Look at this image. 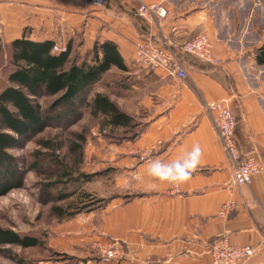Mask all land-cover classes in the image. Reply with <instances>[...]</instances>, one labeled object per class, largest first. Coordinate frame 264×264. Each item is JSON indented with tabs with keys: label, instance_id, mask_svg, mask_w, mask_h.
<instances>
[{
	"label": "crops",
	"instance_id": "crops-1",
	"mask_svg": "<svg viewBox=\"0 0 264 264\" xmlns=\"http://www.w3.org/2000/svg\"><path fill=\"white\" fill-rule=\"evenodd\" d=\"M242 1L255 0H144L166 10L153 24L136 16L133 2L0 0L2 44L23 37L52 41L83 56L95 43H113L127 68L120 71L123 89L129 97L140 93L137 104L145 113L140 136L113 149L119 193L104 208L74 218L65 236V264L70 259L74 264H210L212 244L221 235L233 246L254 249L243 264H264V172L250 186L232 183L230 164L203 109L205 102H224L236 121L240 153L264 166V66L255 60L264 47V29L255 30L253 7L239 26L230 25L226 16L243 13ZM197 35L208 37L219 66L188 57L184 80L136 71L137 43L163 37L177 49ZM194 144L203 154L186 183L174 186L146 175L152 159L170 162ZM143 152L148 161H140ZM228 203L233 209L220 214ZM108 241L121 244L122 257L102 263L94 244Z\"/></svg>",
	"mask_w": 264,
	"mask_h": 264
},
{
	"label": "trees",
	"instance_id": "trees-1",
	"mask_svg": "<svg viewBox=\"0 0 264 264\" xmlns=\"http://www.w3.org/2000/svg\"><path fill=\"white\" fill-rule=\"evenodd\" d=\"M54 45L52 41L35 42L24 37L10 44H2L0 41V55L7 50L9 70L6 86L0 92V189L5 192L12 190L15 184L21 182L25 172L31 170L45 175L46 194L56 185L90 182L103 175V171L87 174L79 170L83 145L86 143L83 133L76 136L69 147L70 156H76L71 162L70 159H60L56 155L61 150L58 145L46 143L42 147L49 152L33 153L34 161L25 170L13 166L14 160L7 152L22 146L28 134H38L47 127L48 118L43 116L45 110L39 99L59 96L60 101L67 106L65 115L88 111L93 119H100L101 131L109 129L114 133L122 130L124 134H129L136 126L133 117L124 113L106 93L96 92L89 97L93 86H97L111 69L127 71L113 43H95L92 50L83 56L70 46L65 47L63 53L54 52ZM187 58L184 57L185 62ZM255 60L257 65L264 66V47L256 51ZM55 117L58 118V115ZM140 134L128 141L136 140ZM40 157L43 160L48 158L52 167L43 169L39 166ZM66 190L50 198L52 202L69 200L65 207L55 209L59 218L75 217L102 209L115 197L100 198L83 189L71 192ZM41 246L37 238L21 237L13 231L0 229V248L29 249Z\"/></svg>",
	"mask_w": 264,
	"mask_h": 264
},
{
	"label": "rangeland",
	"instance_id": "rangeland-1",
	"mask_svg": "<svg viewBox=\"0 0 264 264\" xmlns=\"http://www.w3.org/2000/svg\"><path fill=\"white\" fill-rule=\"evenodd\" d=\"M238 7L242 8L243 13L232 17L226 16L230 25L239 26L242 20L247 19V10L251 11V7H253L255 9L253 12L254 28L255 30L257 28L264 29V0L242 1ZM250 20L252 19L250 18ZM58 47L63 46L58 45ZM7 55V50H4L0 55V92L6 86L9 71ZM135 68L136 71H144L142 68L136 66ZM123 78L124 75L119 70L113 69L104 76L102 83L93 86L89 97L103 89L101 92H105L124 113L133 117L136 126L129 134H124L122 130L114 133L109 129L101 131L100 119H93L90 113L85 110L65 115L67 106L60 101L59 96L39 99L41 107L45 110L43 116L48 118L47 127L38 134H28L22 142V146L7 152L14 160L13 166L18 170L19 168L25 170L34 161L33 153L49 152L42 147L46 143L58 145L61 150L56 152V155L60 159H70L71 162L76 156H70L69 147L76 136L83 133L86 143L83 145L79 170L87 174L103 171V175L93 178L90 182L79 181L66 186L56 185L48 190L49 194H46L45 175L37 174L31 170L25 172L21 182L15 184L12 190L5 192L6 190L0 189V229L13 231L21 237H34L42 243L41 247L29 249L2 247L0 248V264H65V260L68 259L65 254V236L69 235L68 230L74 218L86 213L70 218H59L55 209L59 206L65 207L69 200L52 202L50 201L51 195L65 193V189H67L66 192L83 189V191L100 198H109L119 193L115 184V178L120 170L116 166L119 160L113 159L115 155L113 149L122 143L129 142L131 137L142 132L143 116L145 115L137 104L140 93L129 97L123 89V83L126 82ZM57 115L58 118L55 117ZM38 163L43 169L52 167L48 158L43 160V157H40ZM97 181L103 185V190L96 188ZM25 197L30 199L29 205L23 203ZM74 263H76V259L75 261L70 259V264Z\"/></svg>",
	"mask_w": 264,
	"mask_h": 264
},
{
	"label": "built area",
	"instance_id": "built-area-1",
	"mask_svg": "<svg viewBox=\"0 0 264 264\" xmlns=\"http://www.w3.org/2000/svg\"><path fill=\"white\" fill-rule=\"evenodd\" d=\"M106 2L107 0H94ZM123 3L133 2L135 14L146 23L158 24L166 16V10L161 4H147L144 0H120ZM54 52L63 53L65 48L54 45ZM184 57H193L211 66H219L212 50V44L207 36L197 35L180 48L172 45L162 37L159 41H142L136 44L133 64L146 71L161 72L179 80L187 78ZM205 113L210 117L217 137L232 170V183L235 186H250L255 176L264 172V166L251 156L240 153L234 140L236 121L224 102H205ZM146 152L142 153L140 161H148ZM231 203L225 204L220 214L230 212ZM94 252L103 263H108L122 257L121 244L117 241L96 242ZM251 246H233L225 236L217 237L211 247L210 264H243L254 254ZM50 264V263H48Z\"/></svg>",
	"mask_w": 264,
	"mask_h": 264
},
{
	"label": "clouds",
	"instance_id": "clouds-1",
	"mask_svg": "<svg viewBox=\"0 0 264 264\" xmlns=\"http://www.w3.org/2000/svg\"><path fill=\"white\" fill-rule=\"evenodd\" d=\"M203 150L199 144H194L190 150L184 151L176 159L165 162L160 159H152L148 162L146 175L153 181L179 186L191 179L192 174L199 166ZM133 179L140 181L141 175L133 174ZM96 188L103 190V185L97 181ZM25 205L30 204L28 197L24 198Z\"/></svg>",
	"mask_w": 264,
	"mask_h": 264
}]
</instances>
